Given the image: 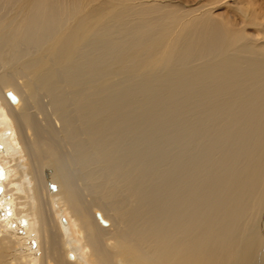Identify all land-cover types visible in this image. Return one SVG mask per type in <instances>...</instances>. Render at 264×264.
I'll list each match as a JSON object with an SVG mask.
<instances>
[{"label": "bare ground", "instance_id": "obj_1", "mask_svg": "<svg viewBox=\"0 0 264 264\" xmlns=\"http://www.w3.org/2000/svg\"><path fill=\"white\" fill-rule=\"evenodd\" d=\"M246 2L0 0V264H264Z\"/></svg>", "mask_w": 264, "mask_h": 264}, {"label": "rangeland", "instance_id": "obj_2", "mask_svg": "<svg viewBox=\"0 0 264 264\" xmlns=\"http://www.w3.org/2000/svg\"><path fill=\"white\" fill-rule=\"evenodd\" d=\"M246 1H247L246 4L249 5V6H251L250 3L253 4L252 6H254V7L255 6L257 7L258 5H260L262 7L264 6V0H254V1L253 0H246ZM43 100H45L44 97H43ZM0 174H2V172H0ZM0 179H1V176H0Z\"/></svg>", "mask_w": 264, "mask_h": 264}]
</instances>
